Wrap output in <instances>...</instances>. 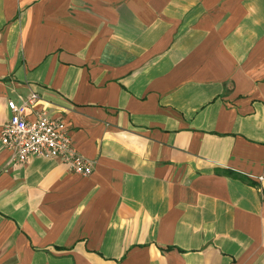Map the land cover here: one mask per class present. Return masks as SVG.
<instances>
[{"label": "crops", "instance_id": "crops-1", "mask_svg": "<svg viewBox=\"0 0 264 264\" xmlns=\"http://www.w3.org/2000/svg\"><path fill=\"white\" fill-rule=\"evenodd\" d=\"M32 93L93 171L0 141V264H264V0H0Z\"/></svg>", "mask_w": 264, "mask_h": 264}, {"label": "built area", "instance_id": "built-area-1", "mask_svg": "<svg viewBox=\"0 0 264 264\" xmlns=\"http://www.w3.org/2000/svg\"><path fill=\"white\" fill-rule=\"evenodd\" d=\"M38 99V94L32 93L25 98L20 97V103L7 100L11 115L2 125L0 141L12 152V160L25 163L33 155L42 156L65 162L76 174H91L92 161L77 151L69 129L62 120L51 118L44 112L39 113L34 120L25 118L26 108L34 105Z\"/></svg>", "mask_w": 264, "mask_h": 264}]
</instances>
